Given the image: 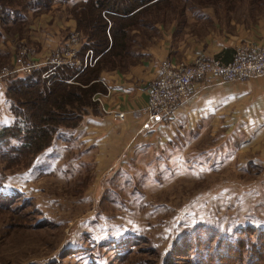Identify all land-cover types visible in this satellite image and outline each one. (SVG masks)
Returning a JSON list of instances; mask_svg holds the SVG:
<instances>
[{"label":"rangeland","instance_id":"rangeland-1","mask_svg":"<svg viewBox=\"0 0 264 264\" xmlns=\"http://www.w3.org/2000/svg\"><path fill=\"white\" fill-rule=\"evenodd\" d=\"M81 1L0 0L7 18L0 21V129L13 122L3 82L25 75L7 71L18 63L47 71L71 51L92 59L91 51L78 55L83 35L71 8ZM127 24L125 54L97 65L100 74L135 63L136 53L159 41L160 29L172 27L180 40L217 25L234 35L226 37L232 48L252 43L253 31L264 27V0H164ZM101 88L90 98L92 116L111 96ZM77 129L62 131L0 188L8 198L0 203V264H209L203 256L235 240L239 228L264 229V176L242 171V157L224 156L233 143L221 132L206 128L122 162L107 145L93 157Z\"/></svg>","mask_w":264,"mask_h":264},{"label":"crops","instance_id":"crops-1","mask_svg":"<svg viewBox=\"0 0 264 264\" xmlns=\"http://www.w3.org/2000/svg\"><path fill=\"white\" fill-rule=\"evenodd\" d=\"M162 30H158L159 41L136 53L135 63L100 75V80L111 90L105 110H119L125 113V118L115 120L104 111L99 116L85 117L76 133L81 134L80 141L86 150H95L93 157H96L107 145L112 152L115 149V153H119L118 161L125 162L130 155L148 146H167L212 128V133L221 132L227 142L233 143L225 157L238 155L244 160L240 162L242 171L255 170L264 176V76L245 83L206 76L195 82L193 94L175 107L170 119L150 130H140L144 121L140 109L147 101L150 84L157 77L162 62L187 65L194 57L202 56L226 65L234 57V48L226 41L227 36L234 35L221 31L217 25L204 36L196 34L180 40L171 36L172 27ZM258 31H253L252 43L264 46V27ZM244 32L239 28L237 35L242 36ZM112 152L101 154L102 159Z\"/></svg>","mask_w":264,"mask_h":264},{"label":"trees","instance_id":"trees-1","mask_svg":"<svg viewBox=\"0 0 264 264\" xmlns=\"http://www.w3.org/2000/svg\"><path fill=\"white\" fill-rule=\"evenodd\" d=\"M163 1L85 0L74 4L71 11L83 35L78 55L91 51L95 60L92 68L87 66L79 73V69L62 65L51 77V85L42 79L46 68L3 82L13 122L0 129V188L14 175L12 171L25 163L29 166L35 156L48 150L62 131L76 130L85 117L96 112L90 98L102 89L97 65L112 64L111 59L122 56L130 27L127 22ZM37 3L42 5L43 0ZM5 13L6 7H1L0 21L7 20ZM0 199V203L8 200ZM235 235V240L225 242L214 254H205L204 260L209 264H264V229L239 228Z\"/></svg>","mask_w":264,"mask_h":264},{"label":"built area","instance_id":"built-area-1","mask_svg":"<svg viewBox=\"0 0 264 264\" xmlns=\"http://www.w3.org/2000/svg\"><path fill=\"white\" fill-rule=\"evenodd\" d=\"M70 55V59L63 58V60L50 62L53 66L50 70L45 71L44 74H46H42V76L44 75L49 80L61 65L72 66L79 69L81 73L87 66L92 64L89 55H86L82 61L74 58L72 51ZM36 67L30 63H18L7 71L5 76L19 73L30 75L37 70ZM206 76L225 82L240 83L263 77L264 46L247 42L241 43L234 49L233 60L226 65H222L215 58H204L202 56L194 57L192 62L187 65H174L169 61L162 62L157 77L150 84L147 101L140 109L144 117L140 130H150L160 122L170 119L175 107L193 94L195 82ZM99 82L104 87L105 94L109 96L111 94L109 87L105 82L101 80ZM95 100L100 102L99 99ZM103 110L115 120L123 121L125 118V113L119 110Z\"/></svg>","mask_w":264,"mask_h":264}]
</instances>
